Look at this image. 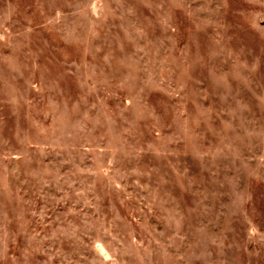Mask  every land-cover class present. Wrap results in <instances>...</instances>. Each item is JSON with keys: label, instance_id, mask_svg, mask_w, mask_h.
<instances>
[{"label": "rangeland", "instance_id": "obj_1", "mask_svg": "<svg viewBox=\"0 0 264 264\" xmlns=\"http://www.w3.org/2000/svg\"><path fill=\"white\" fill-rule=\"evenodd\" d=\"M0 264H264V0H0Z\"/></svg>", "mask_w": 264, "mask_h": 264}]
</instances>
